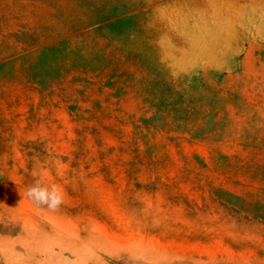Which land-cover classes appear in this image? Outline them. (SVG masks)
I'll list each match as a JSON object with an SVG mask.
<instances>
[{"label": "rangeland", "instance_id": "rangeland-1", "mask_svg": "<svg viewBox=\"0 0 264 264\" xmlns=\"http://www.w3.org/2000/svg\"><path fill=\"white\" fill-rule=\"evenodd\" d=\"M0 264H264V0H0Z\"/></svg>", "mask_w": 264, "mask_h": 264}, {"label": "clouds", "instance_id": "clouds-1", "mask_svg": "<svg viewBox=\"0 0 264 264\" xmlns=\"http://www.w3.org/2000/svg\"><path fill=\"white\" fill-rule=\"evenodd\" d=\"M27 198L37 205L47 206L50 210H56L63 202V192L57 185H44L37 180L26 191Z\"/></svg>", "mask_w": 264, "mask_h": 264}]
</instances>
